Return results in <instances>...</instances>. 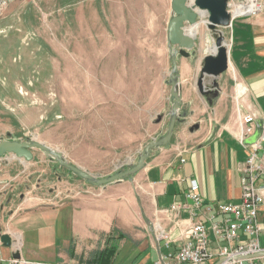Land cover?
<instances>
[{"label": "crops", "instance_id": "crops-1", "mask_svg": "<svg viewBox=\"0 0 264 264\" xmlns=\"http://www.w3.org/2000/svg\"><path fill=\"white\" fill-rule=\"evenodd\" d=\"M61 1L73 8L67 20L75 46L73 82L88 102L90 117L96 118L91 122H143L139 135L151 140L140 145L138 155L169 126L172 0ZM226 32L229 69L218 79L219 97L207 98L199 92L198 80L204 58L215 53L214 40L205 21L194 30L187 26L198 49L190 58L177 59L183 117L172 144L154 149L131 179L51 201L23 183V172L33 164L12 155L0 160V264L13 259L154 264L161 255L180 250L189 237L190 214L169 209L188 202L190 181L199 182L206 205L242 202L243 164L264 118V12L235 17ZM246 115L257 117L258 125L241 143L240 118ZM131 162L124 160L125 165ZM11 166L24 170H5ZM261 210L264 223V206ZM197 220L206 221L207 215L201 212ZM7 234L12 245L6 248L1 240Z\"/></svg>", "mask_w": 264, "mask_h": 264}, {"label": "rangeland", "instance_id": "rangeland-1", "mask_svg": "<svg viewBox=\"0 0 264 264\" xmlns=\"http://www.w3.org/2000/svg\"><path fill=\"white\" fill-rule=\"evenodd\" d=\"M244 1L232 0L230 11ZM257 1L264 12V0ZM72 9L60 0H15L0 18V141L34 139L93 175L109 177L123 169L125 159L136 163L140 145L151 139L139 135L143 122H91L96 118L73 82L75 46L67 25ZM227 29L222 30L226 38ZM34 153L33 166L22 174L34 194L59 201L84 191V181L57 168L53 157L39 149ZM5 170L18 174L24 169Z\"/></svg>", "mask_w": 264, "mask_h": 264}, {"label": "built area", "instance_id": "built-area-1", "mask_svg": "<svg viewBox=\"0 0 264 264\" xmlns=\"http://www.w3.org/2000/svg\"><path fill=\"white\" fill-rule=\"evenodd\" d=\"M14 1L0 0V18ZM261 11L258 3L257 9L246 15H257ZM257 120L253 115L240 118L241 143L255 134ZM262 121L260 137L250 145L251 152L243 164L242 202L216 207L206 205L199 182L190 181L186 194L188 202L174 204L169 209V213L177 215L181 211L190 214L194 222L189 237L180 250L161 255L154 264H264V223L261 221V208L264 206V118ZM83 186L84 191L94 189L85 182ZM201 212L207 215L206 221L197 220ZM9 263L49 264L23 259H13Z\"/></svg>", "mask_w": 264, "mask_h": 264}, {"label": "water", "instance_id": "water-1", "mask_svg": "<svg viewBox=\"0 0 264 264\" xmlns=\"http://www.w3.org/2000/svg\"><path fill=\"white\" fill-rule=\"evenodd\" d=\"M232 0H172L173 17L168 25V45L171 50L172 71L169 76V86L171 87L172 110L169 117V126L164 136L147 144L139 153L136 163L124 165L123 169L117 171L109 177H100L93 175L82 167L70 162L61 152L40 143L36 140H12L3 139L0 141V160L6 155H12L15 159H20L25 163L34 161V150L39 149L43 153L53 157L62 169L71 172L78 179L83 180L87 185L95 187H106L109 184L131 179L139 174L146 162L151 158L152 152L157 148H166L172 144L173 135L177 126L180 124L183 116L182 95L179 88V68L177 59L180 56L190 58L194 50H197L198 39L191 37L186 33L189 26L193 30L198 28L202 21H205L208 31L214 34L215 53L211 52L204 60V66L201 70L198 89L199 92L207 98H217L220 95L218 79L229 69V51L226 46L227 38L224 28H229L235 17H232L230 4ZM237 1V0H236ZM203 19V20H202ZM211 82L207 88L206 84ZM263 122L257 131L255 140L260 137ZM199 125L192 128V132L199 129ZM10 137V136H9ZM2 243L7 248L12 245L10 235L2 237ZM246 258L242 260H246Z\"/></svg>", "mask_w": 264, "mask_h": 264}, {"label": "bare ground", "instance_id": "bare-ground-1", "mask_svg": "<svg viewBox=\"0 0 264 264\" xmlns=\"http://www.w3.org/2000/svg\"><path fill=\"white\" fill-rule=\"evenodd\" d=\"M242 3L243 2H239L238 5L234 6L233 11L231 12L232 17L252 13L258 6V1L256 0H248V4L246 5H243Z\"/></svg>", "mask_w": 264, "mask_h": 264}, {"label": "trees", "instance_id": "trees-1", "mask_svg": "<svg viewBox=\"0 0 264 264\" xmlns=\"http://www.w3.org/2000/svg\"><path fill=\"white\" fill-rule=\"evenodd\" d=\"M56 166H57V168H59V169H62V168H60L59 166H58V164H56ZM66 171L69 175H71V176H74L71 172H69V171H67L66 169H62V171ZM77 180H81L80 178L78 179L77 177H75Z\"/></svg>", "mask_w": 264, "mask_h": 264}]
</instances>
